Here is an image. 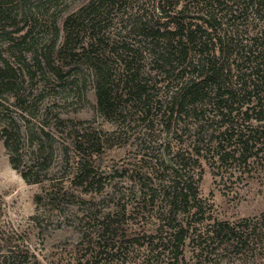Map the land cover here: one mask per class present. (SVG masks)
<instances>
[{
    "label": "rangeland",
    "instance_id": "obj_1",
    "mask_svg": "<svg viewBox=\"0 0 264 264\" xmlns=\"http://www.w3.org/2000/svg\"><path fill=\"white\" fill-rule=\"evenodd\" d=\"M116 1L0 0V65L7 61L17 73L11 86L0 83V264H167L157 251L169 229L161 214L163 187L174 167L201 173L197 188L205 208L192 217L196 223L208 215L235 221L264 211V153L249 168L220 163L212 141L198 131L199 120L182 123L177 135L157 120L147 126L125 85L120 45L153 0ZM69 17L76 18L74 29L60 57ZM97 29L106 42L90 46ZM96 65L119 95L108 116L96 103ZM40 142L45 161L34 165ZM194 142L201 144L199 154ZM183 157L191 159L184 165ZM82 168L101 181L90 184ZM107 224L114 230H105ZM190 249L185 260L193 264ZM222 256L218 264H243Z\"/></svg>",
    "mask_w": 264,
    "mask_h": 264
},
{
    "label": "trees",
    "instance_id": "obj_2",
    "mask_svg": "<svg viewBox=\"0 0 264 264\" xmlns=\"http://www.w3.org/2000/svg\"><path fill=\"white\" fill-rule=\"evenodd\" d=\"M92 9L96 11L97 5ZM75 19L66 20L60 57ZM99 30L90 46L106 42ZM123 36L129 37L120 45L128 75L125 85L147 126L157 120L167 134L177 135L178 128L187 125L182 123L199 120L198 131H205L212 141L210 151L220 163L232 161L249 168L252 159L264 153V0H153L151 11L139 13ZM93 68L97 107L108 116L116 111L119 95L112 94L102 67ZM16 75L7 61L0 65V83L11 86ZM213 124L217 129L205 128ZM1 130L10 149L11 128L5 125ZM92 138L86 139L89 146L95 145ZM199 146L200 142L192 146L197 154ZM35 153L34 165L42 164L41 142ZM190 159L183 157V164ZM14 160L11 155L16 166ZM81 170L80 176L90 184L101 181L91 170ZM179 170L171 169L163 187L161 214L169 229L157 254L166 255L167 264H188L185 250L190 245L196 257L193 264H218L223 253L243 264H264V211L235 221L208 215V221L196 223L192 217L205 208L197 188L201 173ZM28 174L23 171L22 177L30 181ZM104 227L114 230L109 224Z\"/></svg>",
    "mask_w": 264,
    "mask_h": 264
}]
</instances>
